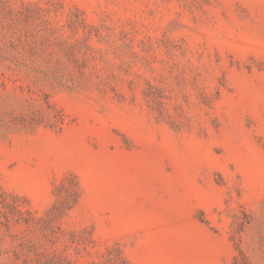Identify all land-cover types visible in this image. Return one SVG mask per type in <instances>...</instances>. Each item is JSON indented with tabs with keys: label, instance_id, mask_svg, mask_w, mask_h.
I'll return each instance as SVG.
<instances>
[{
	"label": "rangeland",
	"instance_id": "rangeland-1",
	"mask_svg": "<svg viewBox=\"0 0 264 264\" xmlns=\"http://www.w3.org/2000/svg\"><path fill=\"white\" fill-rule=\"evenodd\" d=\"M26 260L264 264V0H0V264Z\"/></svg>",
	"mask_w": 264,
	"mask_h": 264
},
{
	"label": "trees",
	"instance_id": "trees-1",
	"mask_svg": "<svg viewBox=\"0 0 264 264\" xmlns=\"http://www.w3.org/2000/svg\"><path fill=\"white\" fill-rule=\"evenodd\" d=\"M36 264H42L39 260H36V261H34ZM33 261H30V260H26L25 262H24V264H31V263H34Z\"/></svg>",
	"mask_w": 264,
	"mask_h": 264
}]
</instances>
